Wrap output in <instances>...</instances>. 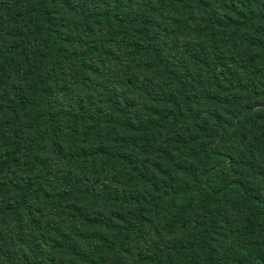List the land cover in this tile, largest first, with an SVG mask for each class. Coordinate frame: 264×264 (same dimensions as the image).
<instances>
[{"label":"trees","instance_id":"obj_1","mask_svg":"<svg viewBox=\"0 0 264 264\" xmlns=\"http://www.w3.org/2000/svg\"><path fill=\"white\" fill-rule=\"evenodd\" d=\"M0 264H264V0H0Z\"/></svg>","mask_w":264,"mask_h":264},{"label":"rangeland","instance_id":"obj_2","mask_svg":"<svg viewBox=\"0 0 264 264\" xmlns=\"http://www.w3.org/2000/svg\"><path fill=\"white\" fill-rule=\"evenodd\" d=\"M230 73H231L232 79H234V80H237V81L242 82V83H247V84L253 83V80H251L252 79L251 74H247L244 72L242 73V71L237 70V69L231 70ZM262 108H263V102L257 101V102H255V107L252 110L260 111ZM233 133H234V130H233ZM233 133H231L229 135L230 138H232Z\"/></svg>","mask_w":264,"mask_h":264}]
</instances>
